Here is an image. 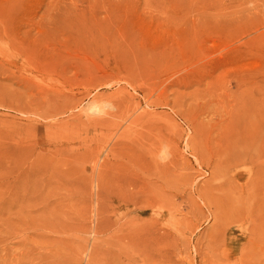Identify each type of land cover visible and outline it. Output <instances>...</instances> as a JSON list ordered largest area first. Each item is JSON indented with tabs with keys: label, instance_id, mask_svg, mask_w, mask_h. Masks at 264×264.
<instances>
[{
	"label": "rangeland",
	"instance_id": "1",
	"mask_svg": "<svg viewBox=\"0 0 264 264\" xmlns=\"http://www.w3.org/2000/svg\"><path fill=\"white\" fill-rule=\"evenodd\" d=\"M5 205L0 264H264V0H0Z\"/></svg>",
	"mask_w": 264,
	"mask_h": 264
},
{
	"label": "bare ground",
	"instance_id": "2",
	"mask_svg": "<svg viewBox=\"0 0 264 264\" xmlns=\"http://www.w3.org/2000/svg\"><path fill=\"white\" fill-rule=\"evenodd\" d=\"M15 189V188H14ZM11 196H13L12 194H10ZM133 197V196H131ZM133 199L135 200V205L134 206V211H140L141 213H144L142 212L144 209V207L142 206V203H143V200H140V199H136V197H133ZM132 203V202H131ZM3 208V211L0 212V214L3 215L4 218V221H3V224H0V229L2 226H4L3 228L5 229V232L6 234L9 236V237H17V235L19 234V229H18V223L15 221L17 219V217H15L14 215H10V213L12 211H9V209H15V207H11L9 205H5L2 207ZM146 209V208H145ZM30 212V211H29ZM32 213V212H30ZM30 213H28V215H30ZM27 215V214H26ZM32 215V214H31ZM2 217V216H1ZM23 217V216H22ZM30 217V216H28ZM33 217V216H32ZM31 218V217H30ZM25 220V218L23 219ZM2 221V220H1ZM30 223H32V221L28 220ZM135 222V221H134ZM132 222L131 225H130V228L131 230L133 231V233H137L138 230H137V227H136V224ZM145 222V221H144ZM27 223V222H26ZM29 224V223H28ZM34 224V223H33ZM138 224V223H137ZM141 225V224H140ZM28 226V225H27ZM26 227V226H25ZM28 228V227H27ZM21 233V232H20ZM23 234V233H22ZM58 234V233H57ZM1 237V236H0ZM7 237V236H6ZM133 237V236H132ZM24 238V237H23ZM1 239V238H0ZM13 239V238H12ZM35 239V238H34ZM43 239V238H42ZM60 239V238H59ZM46 241V240H45ZM43 242V241H41ZM35 243V242H34ZM51 243V242H50ZM44 244V243H43ZM42 246V245H41ZM75 250V249H74ZM50 251V250H49ZM55 251V250H54ZM58 251V250H57ZM51 253V252H50ZM69 254V253H68ZM6 258V257H4ZM3 258V259H4Z\"/></svg>",
	"mask_w": 264,
	"mask_h": 264
}]
</instances>
